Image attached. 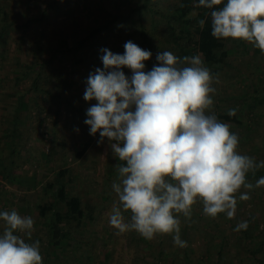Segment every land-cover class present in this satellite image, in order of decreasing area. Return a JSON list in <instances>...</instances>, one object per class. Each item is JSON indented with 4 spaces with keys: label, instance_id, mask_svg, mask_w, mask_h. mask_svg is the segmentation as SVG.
<instances>
[{
    "label": "clouds",
    "instance_id": "clouds-1",
    "mask_svg": "<svg viewBox=\"0 0 264 264\" xmlns=\"http://www.w3.org/2000/svg\"><path fill=\"white\" fill-rule=\"evenodd\" d=\"M194 5L211 10L213 38L244 41L264 53V0H194ZM100 52L103 68L86 80L83 99L90 106L84 123L91 136L99 133L98 145L107 140L123 162L117 165L119 182L111 185L118 202L108 214L109 226L146 240L172 235L175 246L186 248L178 216L190 219L200 202L204 215L233 219L236 194L253 188L246 177L264 168V161L240 154L238 135L212 113L218 81L199 54L181 59L159 50L158 63L146 71L152 52L131 40L122 54L108 48ZM262 186L264 177L255 185ZM249 199L247 192L239 195L241 201ZM124 213H130L129 222ZM0 222V264H43L40 242H27L34 231L30 216L0 211ZM247 228L241 221L234 231Z\"/></svg>",
    "mask_w": 264,
    "mask_h": 264
},
{
    "label": "trees",
    "instance_id": "trees-1",
    "mask_svg": "<svg viewBox=\"0 0 264 264\" xmlns=\"http://www.w3.org/2000/svg\"><path fill=\"white\" fill-rule=\"evenodd\" d=\"M50 1L51 3L38 15L33 12L29 13L30 15L24 14L26 23L17 25L20 28L32 26L31 29L37 36L36 42H38L43 56L22 65L25 71L29 69L27 75L33 76L30 77L32 81L28 85L27 91L17 97L16 105L10 107V110L7 107L6 117L9 124L5 125V129L2 130L1 140L9 147L10 152L0 154V201L8 196V193H5L8 192L5 190V184L10 183L13 186L21 184L19 176L16 177L18 168L16 158L19 159L18 157L23 152L21 147L27 142L30 134L27 124H35V121L40 124L45 121L41 119V111L42 108H47L44 110L46 112L45 119L53 115L54 125H56L62 114V103L70 105L67 95L71 90V77H73L71 69L87 64L81 56V52L91 38H98V40L101 38L107 41L108 34L112 35L116 29L120 31L129 29L127 41H138L139 46L143 49L151 52L157 51L155 56L152 53L151 59L146 62L148 70L157 64L154 59H156L159 50L170 51L181 59L199 54L203 64L220 67L225 58L229 56L227 43L231 39L217 40L212 37L211 10L195 7L194 0H124L119 6L115 5L116 0H95L91 6L82 0ZM6 9L7 7L0 6V14L4 13L5 21L12 17V13L9 14ZM54 13L65 18L63 22L66 29L74 28L77 23L81 27L73 30L75 42L70 48H61L57 44L55 45L52 42V37L45 41L47 38L45 32L43 34L38 32L41 24L45 29L51 24ZM90 15L93 17L91 21ZM201 20L205 21L203 26L200 24ZM12 24L16 26V20H12ZM118 25H123V27H118ZM4 28L0 29V43L5 37L6 29ZM131 29H135V33ZM104 33L106 35L102 37ZM25 78L27 79L26 76ZM27 94L30 95L27 98L28 101L36 100L38 103L44 104L43 107L38 105V110L36 109L40 118L32 115L35 108L31 105L29 107L27 101L24 102ZM74 110L80 114L83 113L82 109L74 108ZM235 110L236 115L229 116V110L225 109L223 115L217 116L218 120L227 123L230 131L238 135L237 151L240 154L246 151L244 155L254 158L257 163L264 161V143L261 148L253 146L256 140L250 136L253 130H250L248 125L250 122L251 126L260 127L264 123L262 85L259 88L252 87L251 98L243 101L240 107H236ZM85 127L89 130L88 126L85 125ZM89 136L93 138L90 134ZM250 144V149L247 152ZM68 174V170H61L56 174V181L47 184L48 190L50 189L52 193L51 195L45 193L44 197H49L50 201L46 205H42V203L37 205V220L34 221V228L41 225L43 231L34 229L31 239L27 242L33 243L37 240L40 242L41 255L46 256L43 264L54 262L52 256L62 249L63 242H74L73 245L78 252L77 257L67 260L68 264H106L99 259L97 249L92 245V241H85L81 235L83 230L90 232L95 213H97L96 208L90 203H85L81 196L69 190L71 181L65 180ZM261 177H264V168H260L254 173L250 172L246 177V181L253 185L251 190H254L253 193L257 196L252 202L257 204L255 209H258V216H254L253 213L239 212L241 203L244 202L239 200L241 194L239 192L236 194L237 210L233 224V219H228L223 213L218 214L216 218L204 215L202 203L197 202L192 208L190 219L185 218L182 214L178 216L181 239L188 244L186 248L181 249L182 253L178 252V246L175 245L172 250H169L170 253L165 250L163 240L170 239L173 243L172 235H158L156 239H145L146 250H150L148 258L152 259V264H159L163 258H169L170 264H208V259L212 264H264V200L262 199L264 186L255 187ZM250 199L252 200V197ZM0 211H3L1 207ZM241 221L248 222L247 230L234 231ZM229 223L232 224L230 225L232 230L230 243L227 240V233L230 234V231L224 227ZM38 228L40 227L38 226ZM210 228L216 236L213 235L209 244L206 232ZM75 233H79L80 237H77ZM41 234L43 235L40 236ZM19 235L23 236L22 233ZM108 243L112 246L108 245L106 261H112L116 243L113 241H108ZM205 243H208L207 250L212 253L206 259H202L201 249ZM84 244L87 245L86 248ZM239 245L241 247H238ZM82 249H88L90 252L86 254ZM233 249L237 250L236 254L241 252L243 255L239 258L231 257Z\"/></svg>",
    "mask_w": 264,
    "mask_h": 264
},
{
    "label": "rangeland",
    "instance_id": "rangeland-1",
    "mask_svg": "<svg viewBox=\"0 0 264 264\" xmlns=\"http://www.w3.org/2000/svg\"><path fill=\"white\" fill-rule=\"evenodd\" d=\"M82 1L88 3V6H91L95 2V0ZM122 2L124 0H116L115 5L119 6ZM50 3V0H0V6L7 7L6 11L9 14L12 13V17L10 16L11 18H8L6 21L4 13L0 14V29H3V27L6 29L5 37L0 43V154H8L10 152L9 147L1 140V132L5 129V125L9 124L6 113L11 109L10 107L16 105L17 97L27 91L28 85L32 81L30 77H33L32 75H27L29 69L25 71L22 65L31 63L43 56L40 52V47H38L39 44L36 42L37 36H35L31 29L32 26L20 28L17 25L26 23L24 14L30 15L29 13L33 12L38 15ZM130 6L133 7L134 5ZM53 17L54 19L51 24L46 27L47 30L41 24L38 32L40 34L45 32L47 37L45 41H48L52 37V42L55 45L57 44L61 48H70L75 42L73 30L81 28L79 23H77L78 25H74V28L66 29L63 22L65 18L58 13H54ZM89 17L91 21L93 17L91 15ZM12 20H16V26L12 24ZM131 31L134 32L136 30L131 29ZM129 32L127 28L122 31L116 29L112 35L108 34L107 41L101 38L99 40L98 38H91L90 42L81 52V56L87 64L80 67H72L71 69L73 77H71V90L67 95L70 105L65 102L62 103V114L58 118L56 125H54L55 118L53 115L45 119L46 112L44 110L47 108H42L41 111V119L45 121L42 120L43 122L40 124L37 121H35V124H27L30 134L28 135L27 142L21 147V151L23 152L18 157L19 159L16 158L18 167L16 169V177L19 176L18 179L21 184L19 186H13L10 183L5 184V190L8 191L5 193H8V196H5L6 198L4 197L0 201V207L3 211L15 210L21 216H30L35 221L38 214L37 205L39 206V203L46 205L50 201L49 197H44L45 193H48V195L52 193L50 189L48 190L47 184L56 181V174L59 171L68 170L69 174L65 180L71 181L69 190L81 196L85 203L93 205L97 212L95 213L94 223L90 232L83 230L81 235L85 238V241H92V245L97 249L99 259L106 262V264L153 263L152 259L148 258L150 250H146V240L144 238L134 231L117 234L116 230L109 226L108 214L114 203L118 202V197L112 190L111 185L114 182H119L117 165L123 162L119 161L111 153L107 140L103 144L98 145L99 133L91 138L89 130H87L84 123L86 110L90 106L89 102L83 99L86 80L89 73L95 71L96 65L99 68H103L100 60V50L108 48L113 53L122 54ZM104 35L106 33L102 37ZM133 42L139 46L138 41ZM227 50H229V56L225 58L221 67L203 64V66L210 70L215 80L218 81L213 83L216 92L212 94L214 101L212 113L216 116L223 115L225 109L230 110L240 107L243 101L251 98L252 87L259 88L262 85V90L264 91V53H261L260 50L247 42L234 40L228 41ZM155 52L157 51H152L154 56ZM154 61L158 63L156 59ZM145 70L147 71L148 69L146 68ZM124 71L126 75L131 74L127 69ZM17 79L18 81H16ZM28 97L30 95L27 94L24 102L26 103L27 101L29 107L31 105L35 108L32 115L40 118L37 110L39 106L44 104L38 103L36 100L28 101ZM91 103L94 104L96 102L92 101ZM74 108L78 110L82 109L83 113L76 112ZM248 125L250 130H253L250 136L256 140L253 146L263 147L264 123L260 127L251 126L250 122ZM250 146L251 144L247 152ZM245 153L241 152L243 155ZM243 192H247L250 198L252 197V200L249 199L242 202L239 212L243 214L253 213L254 216H258V209H255L257 204L252 202L257 197L253 193L254 190L242 187L239 193ZM262 197L264 200V194ZM124 216L125 221L129 222L130 213H124ZM234 222L235 220L233 219L232 224ZM230 223L224 225L230 231V234L227 233L229 243L230 239H232V230L230 229V225L232 224ZM38 226L34 229L43 231L42 226ZM0 228H3V222H0ZM79 233H75L77 237H80ZM206 234L210 244L213 235L216 236V234L211 228ZM108 241L116 243L112 261H106L107 248L112 246ZM163 241L165 243V250L167 253H170L169 250H172L174 243L170 239H164ZM73 243L63 242L62 249L52 256L54 259L52 264H68L67 260L69 261L77 257L78 252ZM207 246H209L208 243L202 246V259H206L212 253L207 250ZM84 247L86 248L87 245L84 244ZM238 247L241 246L239 245ZM181 249L178 247V252L182 253ZM82 251L86 254L90 252L88 249H82ZM236 251L235 249L232 250L231 257L236 256L239 258L243 255L241 252L236 254ZM45 257L43 254L42 261H44ZM208 261V264H212L209 259ZM170 262L169 258H163L159 264H170Z\"/></svg>",
    "mask_w": 264,
    "mask_h": 264
}]
</instances>
